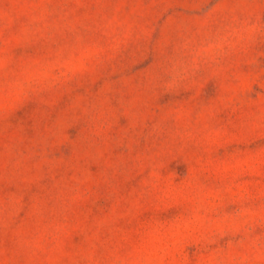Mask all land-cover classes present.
Wrapping results in <instances>:
<instances>
[{"label":"rangeland","instance_id":"obj_1","mask_svg":"<svg viewBox=\"0 0 264 264\" xmlns=\"http://www.w3.org/2000/svg\"><path fill=\"white\" fill-rule=\"evenodd\" d=\"M0 264H264V0H0Z\"/></svg>","mask_w":264,"mask_h":264}]
</instances>
